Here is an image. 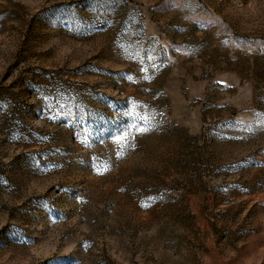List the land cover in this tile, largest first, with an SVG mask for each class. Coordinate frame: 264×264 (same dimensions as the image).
Masks as SVG:
<instances>
[{"label": "rangeland", "instance_id": "1", "mask_svg": "<svg viewBox=\"0 0 264 264\" xmlns=\"http://www.w3.org/2000/svg\"><path fill=\"white\" fill-rule=\"evenodd\" d=\"M0 264H264V0H0Z\"/></svg>", "mask_w": 264, "mask_h": 264}]
</instances>
